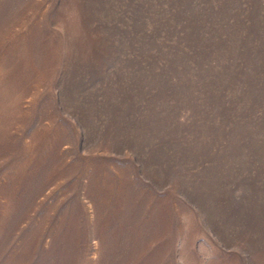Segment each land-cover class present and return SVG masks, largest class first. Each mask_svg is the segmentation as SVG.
<instances>
[{
  "label": "rangeland",
  "instance_id": "374dc122",
  "mask_svg": "<svg viewBox=\"0 0 264 264\" xmlns=\"http://www.w3.org/2000/svg\"><path fill=\"white\" fill-rule=\"evenodd\" d=\"M0 264H264V0H0Z\"/></svg>",
  "mask_w": 264,
  "mask_h": 264
}]
</instances>
